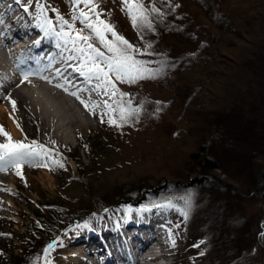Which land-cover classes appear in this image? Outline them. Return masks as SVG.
Segmentation results:
<instances>
[{"label":"rangeland","instance_id":"1","mask_svg":"<svg viewBox=\"0 0 264 264\" xmlns=\"http://www.w3.org/2000/svg\"><path fill=\"white\" fill-rule=\"evenodd\" d=\"M14 1L18 9L24 11L23 5L27 0H22L23 5L16 0ZM165 1L154 0L155 3H164ZM218 1L220 6L227 8L226 14L230 13L233 16L225 14L229 17L231 22L229 25L232 31L223 32L213 26L207 19L201 16L195 17V21L199 23V28L196 27L197 31L190 28L188 29L189 32L214 33L213 37L217 40L214 44L209 45L207 43L206 48L200 53V57L195 59L190 68L188 67L184 71L177 70L175 73L169 74L170 80L165 82L163 80V84L149 78L140 79L136 83L115 81L119 91L128 94L122 99L125 102L131 101L129 107L139 109L128 118L126 123L119 120L118 112L109 113L107 111L103 101L112 104L113 98L104 95L102 91H96L99 107L94 113L89 108H81L86 111L88 120H90L88 127L84 124L74 132L70 127L65 129V131L67 130L66 133H69V140L63 138L64 140L61 141L63 136L58 132L56 134V131L47 130V132L39 129L35 119L31 116V112H25L26 117L24 116V118L26 120L16 113L21 128L19 141H24L26 144L37 141L50 151V155L39 157L34 162L22 163L19 169L12 166L3 169L8 177L5 180V185L9 191L2 190V193L6 203L14 206L15 209L6 210L3 205L2 208L0 207L2 209L0 210V264L9 260L8 258L6 260L4 256L11 254V251L13 253L20 252L22 249V252L25 251L26 241L23 240L25 236L31 238L37 234H40V237L37 238L43 242L46 241V245L41 250L39 258L34 259V264H57V256L61 253L62 246L66 244L67 247L64 249L68 251L81 245L78 251L87 261L84 264H100L102 262L101 255H99L100 243L95 234H91V232L97 233L100 238L102 237L100 233L102 229L110 225L116 226L119 222L124 224V221H127L128 218L136 219L140 215L145 219L148 213L151 214L156 209L168 210L165 221L170 225V235L175 238V246L180 252H183V255L179 256L181 258L180 264H204L216 252L220 253L221 251L222 254L223 252L227 254L222 249V245L216 243V240L213 241L206 232L204 233L198 223L191 224V228H185L182 224L184 209L181 208L180 210L168 197H162L161 199L154 197V200L145 203L144 201L129 200V196L124 195L116 203L106 207H101L99 197L101 191L107 190L112 185L135 180L136 178L154 183L157 188L160 186L155 182L158 179L166 180L165 182L180 181L169 174L162 173L161 175L160 173L163 170L156 171V169H158V162L162 155L166 154V158H171V155L175 153L184 154L185 151L192 152L195 150L197 140L204 135V131L201 132V129H198L204 121V116H201L202 109L216 106L219 103L210 96L212 90L210 92L208 90L211 82L206 72L209 67L207 55L210 52L216 54L219 51H225L233 57L238 52L243 54L242 57H249V54H246L247 50L258 53L261 51L264 42V0ZM97 2L99 10L102 12L101 19L114 24L116 31L137 48L144 50L148 49V45L157 44L160 46L158 47L160 50H164L163 48L170 43L166 36H164V39L163 37H160V39L153 37L151 34L152 29L143 28L138 30L134 28L129 16L125 11H122V0H97ZM145 3L150 4L151 0H145ZM178 3L175 5L178 6ZM41 5L44 9V16L50 18L56 31H60L62 27L59 17H63L69 24L74 22L76 29L84 27L79 20L74 21V17L79 15L75 0H32V3L28 5V10L25 11L26 16H32V22L42 21L44 23L41 16ZM78 7L87 10L84 4H80ZM225 15L223 16L225 17ZM63 28L67 30L68 25H63ZM181 28L184 30L183 26ZM181 28H178V30H181ZM130 29L132 33H125ZM204 29L205 32H202ZM170 32L172 33L173 30H170ZM238 32L239 34H236ZM156 33L158 32L156 31ZM159 33L162 32L159 31ZM174 33L178 34L175 30ZM53 36L59 40L60 49L62 46V49L67 53V48L69 51L70 46L65 45L55 35ZM108 38L112 39L111 35ZM202 38L206 40V36ZM93 42L96 43L97 47H101L102 51L104 50L98 42L95 40ZM216 47H219L220 50ZM153 49L158 51L157 48L153 47ZM147 51L138 54L137 59L148 61L147 67H150L155 51H149V55ZM194 54L195 52H192L190 55L194 57ZM185 58H188V56ZM158 76L159 79H163L160 75ZM95 84L96 81L93 80V86ZM123 89L124 91H122ZM185 89L191 93L190 101L187 103H185L182 93H180ZM41 97L48 99L52 107L58 106L56 100L47 94L44 93ZM116 99L120 98L117 97ZM2 102L3 100L0 99V104ZM5 103L9 105L10 101L6 99ZM159 104H163L164 111H161L163 112L161 117L163 116L162 118L165 120L164 124L162 121L153 124V122L142 119L145 115L149 116L150 114L154 121L160 119V117L157 118V114L161 113L158 112ZM113 106L115 107V105ZM197 111H199V115ZM110 116L116 120V123L108 122ZM128 122L133 123L134 126L131 127ZM1 123L0 125H2ZM124 128H126V131L123 133ZM80 129L81 131H79ZM5 130L10 133L6 128ZM58 135L59 137H57ZM12 138L14 137L12 136ZM4 141L5 137L0 136V143ZM53 161H60L63 166L61 167ZM45 164L47 166H44ZM172 164L174 163L172 162ZM171 168L175 171L180 169L179 166ZM18 170L21 175L17 174ZM211 171L218 179L225 181L223 180L225 175L220 168H213ZM159 175H161V178ZM200 175L199 172L193 173L190 181L198 179ZM187 181H184V183H187ZM159 192L163 191L159 190L157 193ZM30 194H33V196ZM79 201L90 202L94 210L88 212L86 217L81 218L75 224L61 228H57L54 224H51L50 227L39 226L41 230L35 226L37 209L44 212L42 207L45 209L53 202L57 205L63 203L69 206L70 203L75 204ZM144 203L145 205H143ZM157 205H162V207H157ZM246 205L254 238L252 240L253 245L246 248V256L241 264H264V191L259 198L248 200ZM238 211L236 210V213ZM221 216L224 218L223 215ZM74 221L73 218L69 222L71 224ZM235 222L234 225L242 231L243 224L239 225L238 219H235ZM190 230L192 232L188 233ZM33 231L35 232L33 233ZM49 245H52V248L46 254L45 249ZM73 245L77 246L73 247ZM218 256L220 258L222 255ZM167 259L171 260L172 258ZM228 261V264H236L229 257Z\"/></svg>","mask_w":264,"mask_h":264},{"label":"trees","instance_id":"2","mask_svg":"<svg viewBox=\"0 0 264 264\" xmlns=\"http://www.w3.org/2000/svg\"><path fill=\"white\" fill-rule=\"evenodd\" d=\"M166 1L155 3L156 7L163 10L162 15H152L151 34L157 39L160 37L164 39L166 36L170 43L163 48L164 50H160L157 44L147 49L148 55L149 51H155L153 47L158 49L153 54L154 58L151 59L149 67L155 71V75L149 79L160 81V84H163V80L164 82L170 80L169 74L190 68L195 59L200 57L207 43L210 45L216 42L214 33L189 32L190 28L194 31L199 28L195 17L201 16L207 19L223 32L232 31L228 16H233L230 13V15L226 14L227 8L220 6L218 0ZM177 3L178 6L175 5ZM172 25L176 28H171ZM170 30L173 32L171 33ZM174 30L178 34H175ZM129 32L132 33L131 29L125 33ZM202 32H205V29ZM203 36H206V40L202 38ZM262 45L259 53L247 50L246 54L248 53L249 57H242L243 54L240 52L233 57L225 51L216 54L210 52L207 55L209 67L206 72L211 82L208 90L209 92L212 90L210 96L219 103L202 109L201 116H204V121L198 129H201V132L203 130L204 135L197 140L195 150L185 151L184 154L175 153L171 158H166L164 153L156 169V171L163 170L161 175L169 174L180 181L165 182L166 180L158 179L155 182L160 185L159 188L155 187L154 183L137 178L116 183L99 194L101 207L116 203L124 195L129 196V200L145 203L156 197L158 199L168 197L180 210L184 209L182 224L185 228H191V224L198 223L204 233L206 232L213 241L216 240V243H220L222 249L227 252V254L216 252L204 264H228V257L233 263H243L245 250L253 245L254 238L246 202L252 198H259L264 191V42ZM216 48L220 50L219 47ZM192 52H195L194 57L190 55ZM186 56L188 58H185ZM158 75L163 79H159ZM180 93L185 103L190 101L191 93L187 89ZM151 108L152 106L150 110ZM158 110V112L164 111L163 104H159ZM162 114L163 112L157 114V118L160 117L157 121L152 119L151 114L145 115L142 119L153 124L162 121L164 124ZM197 114L199 115V111ZM172 162L174 164L171 165ZM178 166L180 169L177 171L171 168ZM213 168H220L224 173V182L211 173ZM197 172L201 174L200 177L190 181L192 174ZM159 190L164 193H157ZM85 201L70 203L69 206L63 203L54 204L55 201L45 209L42 207L44 212L37 209L35 226L40 230V227H50L51 224L56 225L57 228L71 226L94 210L91 203ZM236 210L239 211L236 213ZM73 218L75 221L70 224L69 221ZM235 219H238L239 225L243 224L242 231L234 225ZM191 232L190 230L188 233ZM37 235L31 238L25 236L23 239L26 241L25 251L22 252L23 249L17 253L11 251V254L4 256L9 260L3 264H34V259L39 258L41 250L46 245V241L37 238L40 234ZM217 253L222 256L219 258Z\"/></svg>","mask_w":264,"mask_h":264},{"label":"bare ground","instance_id":"3","mask_svg":"<svg viewBox=\"0 0 264 264\" xmlns=\"http://www.w3.org/2000/svg\"><path fill=\"white\" fill-rule=\"evenodd\" d=\"M16 1L22 4L21 0ZM0 18L3 23L7 22L4 27L0 26L4 30L2 32L3 44H0V67L2 69H8V65L2 60V53H5L11 60H13V57H25L23 59L25 62L37 59L38 56H41V53H44L55 62L53 67H57L51 77L47 75V72L52 68L47 65L48 62H42L44 66H42L41 71L34 70L36 72L30 73L34 77L33 86L38 87L36 90L23 80L21 75L15 74L13 78H3L0 74V99L3 100L0 104L1 124L10 131L14 140H19L21 128L16 113L24 118L25 112H31V116L35 119L39 129L56 131V134L58 132V134L63 136H60L61 141L64 139L69 140V133H66V128L70 127L74 132V130H78L84 124L88 127L90 123L86 111L83 110L85 106L81 103V100L90 105H99L96 99L98 93L93 91V82L89 84L83 76L75 72L72 67H69V65H77L79 63L78 60L67 59L69 55L74 56L75 54L69 52L68 48L66 53L62 46L60 49L59 40L51 32H45L47 25H44L42 21L32 22V16H26L25 9L24 11L18 9L14 0H11V3H9V0H0ZM11 32H13L11 38L5 37V34L8 33L9 35ZM36 33L40 34V39L31 41L30 39ZM17 41L25 43L19 46L18 44L16 45ZM15 60L17 61L18 58ZM29 65L32 64L29 62ZM55 77H65L66 80L58 83ZM42 90L56 100L57 107H52L48 99H43L40 96ZM74 92L78 96L73 95L72 93ZM6 99L10 101L9 105L5 103ZM11 101H15V108H13ZM98 107H93L91 109L92 113ZM77 110L78 112H76ZM65 117L68 118L64 119ZM128 124L131 127L133 125L131 122H128ZM125 131L126 128L123 129V133ZM7 178L4 170L0 169V207L2 208L3 205L6 210L15 209L14 206L6 203L2 193V190H7L5 185ZM30 195L33 196V194ZM167 215L168 210L156 209L151 214L148 213L145 219L140 215L136 219L128 218L127 221H124V224L119 222L116 226L110 225L102 229L100 232L102 237L100 238L97 233L91 232V234H95L96 239L100 243L99 255L102 258L100 264H180L181 258L179 256L183 255V252L178 250L175 246V238L170 235V225L165 221ZM151 240L154 241L153 245L150 243ZM76 246L73 245V247ZM65 247H67V244L62 246V251L57 256V264L87 263L84 259L85 257L78 251L81 245L69 251L64 249ZM169 257L172 259H167Z\"/></svg>","mask_w":264,"mask_h":264},{"label":"snow or ice","instance_id":"4","mask_svg":"<svg viewBox=\"0 0 264 264\" xmlns=\"http://www.w3.org/2000/svg\"><path fill=\"white\" fill-rule=\"evenodd\" d=\"M30 3H32V0H27L24 3L25 11L28 10ZM80 4H84L87 10L79 8L78 5ZM75 5L79 15L74 17V21L79 20L84 27L76 29L74 22L69 24L63 17H59L62 25L60 31H56L52 21L44 16V9L41 5V16L44 25H47L45 32H51V34L61 39L65 45L70 46L69 50L74 52L75 55H69L67 59L78 60L79 63L69 65V67H72L75 72L83 76L89 84L95 80L96 84L93 91H102L104 95L113 98L112 104L103 101L104 107L109 113L118 112L119 120L126 123L128 118L139 109L129 107L131 101L125 102L122 99L128 94L120 92L115 85V81L136 83L140 79L154 77L155 71L147 67L149 62L137 59V55L147 49L137 48L116 31L114 24L101 19L102 12L99 10L97 0H75ZM122 11L126 12L133 27L138 30L143 28L153 29L152 15H162L161 9L156 7L154 0H151L150 4H146L145 0H122ZM63 25H68V29L64 30ZM109 35L112 39L108 38ZM94 40L102 46L103 51L101 47L96 46ZM148 47H151V45H148ZM25 79H27V76H25ZM72 94L78 96L75 92ZM117 97L120 99H116ZM11 102L13 108H15V101ZM81 103L89 110L99 106L90 105L83 100H81ZM108 122L116 123V120L110 116ZM0 136L5 137V141L0 143V169H6L9 166L19 169L22 163L34 162L39 157L50 155V151L37 141L26 144L24 141L13 140L11 134L5 130L3 125H0ZM53 163L63 166L60 161H53ZM17 174L21 175L19 170ZM157 207H162V205H157ZM50 248H52V245L45 249L46 254Z\"/></svg>","mask_w":264,"mask_h":264}]
</instances>
